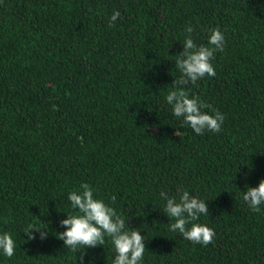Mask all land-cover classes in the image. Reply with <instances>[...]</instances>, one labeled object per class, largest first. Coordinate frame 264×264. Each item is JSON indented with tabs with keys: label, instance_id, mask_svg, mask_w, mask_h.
<instances>
[{
	"label": "trees",
	"instance_id": "16d2710c",
	"mask_svg": "<svg viewBox=\"0 0 264 264\" xmlns=\"http://www.w3.org/2000/svg\"><path fill=\"white\" fill-rule=\"evenodd\" d=\"M189 26L198 45L225 37L215 77L187 86L223 114L216 133L182 127L166 102ZM260 179L264 0H0V233L16 244L0 264H112L108 237L82 262L56 238L81 183L144 236L140 264H264V204L241 193ZM181 189L206 201L211 244L170 231L159 193ZM29 223L46 237L28 240Z\"/></svg>",
	"mask_w": 264,
	"mask_h": 264
},
{
	"label": "clouds",
	"instance_id": "9594fccd",
	"mask_svg": "<svg viewBox=\"0 0 264 264\" xmlns=\"http://www.w3.org/2000/svg\"><path fill=\"white\" fill-rule=\"evenodd\" d=\"M120 16L115 11L109 22L111 27ZM188 35L183 42L184 50L175 56V66L180 72L179 79L173 83L166 95V102L171 106L172 113L182 118V127L189 126L195 134L202 135L205 131L216 133L221 130L224 116L218 110L211 113L204 111L210 105L199 97H190L187 86L195 84L205 76L215 77L216 72L211 63L216 52H222L225 46V37L219 28L208 29L207 44H196L191 36L192 27H186ZM179 131L175 134L178 135ZM246 187L242 193V200L253 212H259L264 204V179H260L256 187ZM165 201L164 213L171 222L170 231L178 232L184 239L207 246L215 237L213 229L198 223L201 215L208 216L206 201L199 199L186 190H179L178 196H169L166 192L159 193ZM67 199L75 209L76 214H67V218L59 223L64 227L63 232L56 233V238L63 241L64 247L72 252H83L86 248L103 246L105 238L111 240L114 249L112 264H140L145 252L144 236L140 231L130 228L127 219L122 217L116 209L106 204L102 199L94 197L93 189L87 183H81L79 188L70 191ZM115 201V197H110ZM27 239H35L33 232H38L44 239L47 229H41L34 223H29L24 231ZM16 244L8 232L0 233V252L11 258L15 254Z\"/></svg>",
	"mask_w": 264,
	"mask_h": 264
}]
</instances>
